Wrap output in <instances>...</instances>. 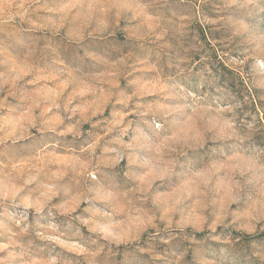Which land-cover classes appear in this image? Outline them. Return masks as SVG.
Listing matches in <instances>:
<instances>
[{"label":"rangeland","instance_id":"obj_1","mask_svg":"<svg viewBox=\"0 0 264 264\" xmlns=\"http://www.w3.org/2000/svg\"><path fill=\"white\" fill-rule=\"evenodd\" d=\"M0 264H264V0H0Z\"/></svg>","mask_w":264,"mask_h":264}]
</instances>
